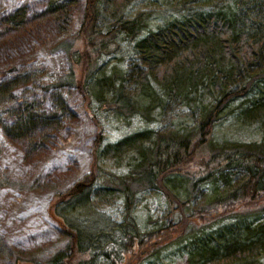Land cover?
Instances as JSON below:
<instances>
[{
  "label": "trees",
  "instance_id": "16d2710c",
  "mask_svg": "<svg viewBox=\"0 0 264 264\" xmlns=\"http://www.w3.org/2000/svg\"><path fill=\"white\" fill-rule=\"evenodd\" d=\"M127 1L84 0L78 31L57 45L68 69L44 89L58 92L59 102L62 92L75 89L90 112L96 104L145 119L157 108L181 104L190 109L193 123L169 131L142 128L105 142L96 121L90 173L51 203V214L70 242L69 251L50 264H97L100 259L106 264H140L176 243L182 244L187 264H261L264 143L217 141L212 134L225 114L264 130V0H242L235 8L194 9L155 28L148 27L144 11L101 25L103 4L120 7ZM66 7L64 0H50L34 18L59 20ZM23 17L20 8L0 24H10V31L16 32L24 28ZM123 41L131 43L133 60L124 67L110 65L104 58L116 53ZM13 82L0 86V97ZM12 112L6 131L30 151L38 137L47 136L46 130L62 126V118L52 111L22 104ZM126 156L131 161L125 174L106 172L99 165L100 157ZM145 188L164 195L167 213L165 221L140 229L132 211L136 193ZM206 190L203 202L194 205L196 193ZM115 193L123 199L122 221L100 237H91L55 213L60 204L91 203L94 196L103 199Z\"/></svg>",
  "mask_w": 264,
  "mask_h": 264
},
{
  "label": "rangeland",
  "instance_id": "374dc122",
  "mask_svg": "<svg viewBox=\"0 0 264 264\" xmlns=\"http://www.w3.org/2000/svg\"><path fill=\"white\" fill-rule=\"evenodd\" d=\"M49 1L0 0V22L21 8L25 23L16 32L10 31L14 30L10 24H0V86L14 81L0 97V264H50L56 256L69 251L70 237L52 216L50 207L56 195L67 192L90 173L89 151L98 131L96 121L105 142L142 128L169 131L193 123L190 109L181 104L157 108L153 116L145 119L140 115H119L96 104H93L94 112H90L75 89L62 92L63 102H59L58 92L47 91L44 86L68 69L65 53L57 45L78 31L84 0H72L70 4L67 2L71 0H64L67 13L59 20H36L34 17L46 9ZM241 1L196 0L184 4L182 0H129L120 7L103 4L100 23L103 26L119 16L129 17L144 11L148 14V27L155 28L194 9L235 8ZM104 60L110 65H128L133 60L131 43L121 42L118 51ZM22 104L39 112L58 113L62 118V126L46 130L47 136L38 137L32 151L9 135L5 127L14 119L12 108ZM212 137L217 141L264 143V130L257 124H240L231 114H225L215 122ZM130 161L131 156L123 160L100 157L99 165L106 172L122 175L128 172ZM182 187L178 188L181 194ZM206 193L207 190L196 193L192 203L201 204ZM123 209L122 196L115 193L103 199L94 196L91 203L60 204L55 207V213L91 237H100L101 232L122 221ZM166 209L164 195L145 188L136 193L132 215L137 226L146 229L157 221H165ZM259 261L264 264V252ZM97 264L106 262L100 259ZM140 264H187L186 254L182 244H171Z\"/></svg>",
  "mask_w": 264,
  "mask_h": 264
},
{
  "label": "water",
  "instance_id": "95a60500",
  "mask_svg": "<svg viewBox=\"0 0 264 264\" xmlns=\"http://www.w3.org/2000/svg\"><path fill=\"white\" fill-rule=\"evenodd\" d=\"M21 264V263H20Z\"/></svg>",
  "mask_w": 264,
  "mask_h": 264
}]
</instances>
